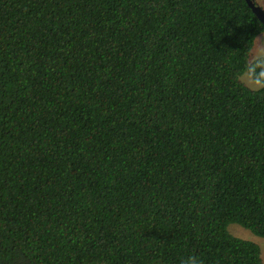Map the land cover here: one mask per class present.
I'll return each instance as SVG.
<instances>
[{
	"label": "trees",
	"instance_id": "16d2710c",
	"mask_svg": "<svg viewBox=\"0 0 264 264\" xmlns=\"http://www.w3.org/2000/svg\"><path fill=\"white\" fill-rule=\"evenodd\" d=\"M260 29L244 0H0V264H260L227 231L264 235Z\"/></svg>",
	"mask_w": 264,
	"mask_h": 264
},
{
	"label": "flooded vegetation",
	"instance_id": "af4514ba",
	"mask_svg": "<svg viewBox=\"0 0 264 264\" xmlns=\"http://www.w3.org/2000/svg\"><path fill=\"white\" fill-rule=\"evenodd\" d=\"M249 2H251V4L257 9L261 18L264 20V0H249ZM258 21L261 24V29L255 35L252 46L250 48L251 49V53H250L251 60H264V24L260 20ZM231 234L234 236V235H237L238 233L234 231V232H231ZM255 236L260 237V238H257ZM255 236H247V237L250 239V241L256 244L258 248L259 261H260V264H262V262L264 261V235H255Z\"/></svg>",
	"mask_w": 264,
	"mask_h": 264
},
{
	"label": "clouds",
	"instance_id": "9594fccd",
	"mask_svg": "<svg viewBox=\"0 0 264 264\" xmlns=\"http://www.w3.org/2000/svg\"><path fill=\"white\" fill-rule=\"evenodd\" d=\"M250 83L257 90L264 89V60L257 62L249 69ZM181 264H201L196 255H189L181 260Z\"/></svg>",
	"mask_w": 264,
	"mask_h": 264
},
{
	"label": "rangeland",
	"instance_id": "374dc122",
	"mask_svg": "<svg viewBox=\"0 0 264 264\" xmlns=\"http://www.w3.org/2000/svg\"><path fill=\"white\" fill-rule=\"evenodd\" d=\"M238 79L244 84L246 85L247 87L251 88V89H256L252 86V84L250 83V76L244 72L242 73ZM232 230V231H230ZM237 232L238 234L237 235H234L238 238H241V239H245V240H250L247 236H255L253 235L250 231H248L247 229L239 226L238 224H235V223H230L227 225V231L231 234V232ZM232 235V234H231ZM257 237V236H255ZM257 238H260V237H257ZM260 248V247H259ZM261 249V248H260ZM262 264H264V261L262 262Z\"/></svg>",
	"mask_w": 264,
	"mask_h": 264
},
{
	"label": "water",
	"instance_id": "95a60500",
	"mask_svg": "<svg viewBox=\"0 0 264 264\" xmlns=\"http://www.w3.org/2000/svg\"><path fill=\"white\" fill-rule=\"evenodd\" d=\"M247 7L250 9V11L253 13V15H255V17L260 20L263 24H264V20L261 18L259 12L257 11V9L251 4V2H249V0H244ZM250 53H251V49L249 50V53H248V58H247V61L250 62L251 60V56H250Z\"/></svg>",
	"mask_w": 264,
	"mask_h": 264
}]
</instances>
